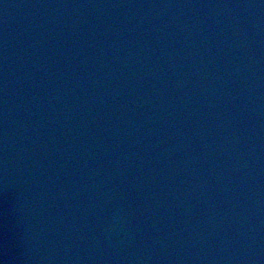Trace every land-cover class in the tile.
Wrapping results in <instances>:
<instances>
[{"label": "water", "instance_id": "1", "mask_svg": "<svg viewBox=\"0 0 264 264\" xmlns=\"http://www.w3.org/2000/svg\"><path fill=\"white\" fill-rule=\"evenodd\" d=\"M0 264H264V0H0Z\"/></svg>", "mask_w": 264, "mask_h": 264}]
</instances>
